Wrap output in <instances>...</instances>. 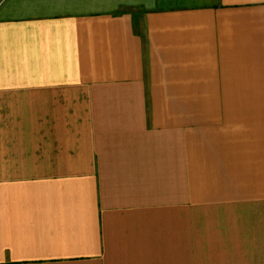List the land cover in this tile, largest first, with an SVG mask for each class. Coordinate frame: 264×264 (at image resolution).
<instances>
[{"label": "crops", "instance_id": "obj_1", "mask_svg": "<svg viewBox=\"0 0 264 264\" xmlns=\"http://www.w3.org/2000/svg\"><path fill=\"white\" fill-rule=\"evenodd\" d=\"M0 264H264V0H0Z\"/></svg>", "mask_w": 264, "mask_h": 264}]
</instances>
